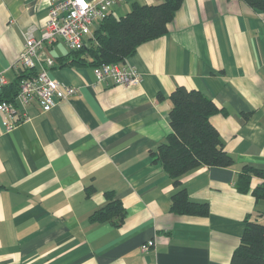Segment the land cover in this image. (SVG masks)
Masks as SVG:
<instances>
[{
	"label": "crops",
	"instance_id": "1",
	"mask_svg": "<svg viewBox=\"0 0 264 264\" xmlns=\"http://www.w3.org/2000/svg\"><path fill=\"white\" fill-rule=\"evenodd\" d=\"M163 1L125 0L108 14ZM50 3L0 0L5 87L46 68L76 88L49 110L36 99L24 110L16 95L20 121L11 129L0 112V264H230L245 218L264 223V197L253 192L264 176L253 175L246 192L237 187L244 166L264 171V10L244 0H183L167 33L120 62L141 74L126 86L100 82L96 65L67 64L63 39L45 44L33 68L14 67L26 33L41 36ZM178 86L215 101L221 111L211 121L235 159L188 172L179 187L155 156L172 130ZM180 188L209 203V214L174 213ZM114 200L121 223L92 218Z\"/></svg>",
	"mask_w": 264,
	"mask_h": 264
},
{
	"label": "trees",
	"instance_id": "2",
	"mask_svg": "<svg viewBox=\"0 0 264 264\" xmlns=\"http://www.w3.org/2000/svg\"><path fill=\"white\" fill-rule=\"evenodd\" d=\"M183 0H164L159 4L135 2L126 15L112 14L101 21L87 46L71 50L65 57L67 64L102 65L120 63L134 54L143 42L168 32V24L173 20ZM250 6L264 10V0H244ZM64 59V57H62ZM22 76H20L21 81ZM20 81L13 82L6 90L0 91V101L14 100L18 94ZM170 119L172 130L155 156L161 160L165 170L173 178L176 186H181V178L203 165L228 167L235 159L224 146L218 129L211 118L221 109L215 101L196 89L178 86L171 94ZM253 175L264 176L259 168L244 166L237 179V187L248 191ZM257 198L264 197V183L254 189ZM172 211L179 214L208 215L209 203L190 198L185 188H180L172 196ZM123 206L118 200L97 210L93 219H109L119 216L123 220ZM230 264H264V223L248 215L240 244L235 249Z\"/></svg>",
	"mask_w": 264,
	"mask_h": 264
},
{
	"label": "built area",
	"instance_id": "3",
	"mask_svg": "<svg viewBox=\"0 0 264 264\" xmlns=\"http://www.w3.org/2000/svg\"><path fill=\"white\" fill-rule=\"evenodd\" d=\"M125 0H51L46 23L41 29V36L36 37L32 30L25 35L23 50L14 63L15 68L31 69L35 66V58L39 59L45 44H53L63 39L71 50L81 49L88 45L94 35V28L107 16L112 7ZM95 73L100 82L112 81L114 84L132 85L141 81L138 69L129 63H105L96 66ZM4 72L0 71V91L7 85ZM76 93V88L52 78L43 68L36 75L21 78L17 99L22 109L36 99L44 110L51 109L60 100L67 99ZM16 101H0V112L3 114L8 128L20 120L17 116ZM27 113L22 112L21 118ZM17 118V119H16ZM149 240L142 245L143 250L154 245Z\"/></svg>",
	"mask_w": 264,
	"mask_h": 264
}]
</instances>
